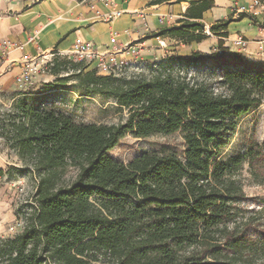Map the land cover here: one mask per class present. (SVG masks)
I'll return each mask as SVG.
<instances>
[{"label":"trees","instance_id":"obj_1","mask_svg":"<svg viewBox=\"0 0 264 264\" xmlns=\"http://www.w3.org/2000/svg\"><path fill=\"white\" fill-rule=\"evenodd\" d=\"M214 3L195 0L186 14L192 22L166 32L187 43L204 41L199 20ZM229 22L212 26L220 38L211 54L164 60L213 71L214 83L174 76L166 66L149 79L123 81L89 65L73 73L86 93L113 97L128 108L121 124L76 122L25 99L12 105L6 139L31 164L17 170L34 172L39 181L29 224L14 237H0V264H259L252 250L264 229L254 226L253 217L237 222L238 204L247 195L234 174L249 164L264 188V141L245 153H222L242 116L263 103L264 62L229 53L221 31ZM62 64L78 66L57 56L55 76ZM128 133H179L184 155L146 152L119 162L109 151ZM70 168L75 175L69 178Z\"/></svg>","mask_w":264,"mask_h":264},{"label":"crops","instance_id":"obj_2","mask_svg":"<svg viewBox=\"0 0 264 264\" xmlns=\"http://www.w3.org/2000/svg\"><path fill=\"white\" fill-rule=\"evenodd\" d=\"M150 1L0 0V46L6 41L15 44L7 59L0 61V91L16 90V76L21 72L20 61L25 54L36 57L56 50L65 53L76 42L92 44L99 55L104 54L107 60L114 59L117 63L135 58L190 57L197 51L211 54L216 50L220 37L211 33V28L230 20L227 29L221 30L227 33L223 40L229 53H243L255 59L252 54L260 45L264 47V28L256 23L264 20V11L255 9L252 0H215L211 10L199 20L204 32L208 31L209 34L205 32L208 38L190 43L166 31L181 28L185 21L192 22L186 14L195 0H166L161 4ZM92 4L103 13L121 10L125 14L111 22L101 21L90 8ZM239 36L250 40L244 50L235 45ZM1 198L2 195L0 210L4 204ZM2 225L1 222L0 232Z\"/></svg>","mask_w":264,"mask_h":264},{"label":"rangeland","instance_id":"obj_3","mask_svg":"<svg viewBox=\"0 0 264 264\" xmlns=\"http://www.w3.org/2000/svg\"><path fill=\"white\" fill-rule=\"evenodd\" d=\"M258 4L252 0L255 9L264 11V0H257ZM256 17V16H255ZM260 27L264 28V20H257ZM247 39V38H245ZM250 41L249 39H247ZM258 42V41H255ZM249 45V42H248ZM247 45V46H248ZM188 53L189 50L187 49ZM249 60L260 64L264 62V47L259 46L252 56L255 59ZM60 60L67 58L74 64H62L60 72L55 76L52 66L49 71L38 78L35 84L26 90L16 87V90L0 91V167L3 174L0 175V194L2 191L3 208L0 210V223L3 229L0 237L10 238L17 233L23 231L29 224L32 214L36 210V202L34 195L37 190L38 178L34 172H20L17 169H27L31 164L26 163L21 156L18 155L17 149L13 142L6 139L8 134L12 105L21 99H25L28 103L38 109H55L69 115L73 120L80 123H99V124H121L126 122L129 110L119 105L117 100L110 96H99L92 93H86L78 87V81L73 73H78L79 69L89 65V68L96 67L98 74L101 76H112L113 79L130 80L135 78H151L160 70L165 69L172 72L174 76L188 74L190 79H210L212 83L216 79L208 69H196L192 66L179 67L175 64L171 65L170 60H126L120 61L117 65L112 64L107 71H102L96 66V61L91 59L81 60L77 55L58 56ZM55 58H53L54 61ZM164 62V63H163ZM163 64V65H162ZM171 66V67H170ZM217 76V75H216ZM218 78V76H217ZM51 85V87H48ZM55 88V89H52ZM51 89V90H46ZM46 90V91H43ZM17 94L27 96H16ZM33 94V95H32ZM38 94V95H37ZM16 96V97H15ZM264 141V100L260 107L252 109L246 115L242 116L231 136L228 144L225 146L222 156L230 157L232 155L245 153L253 142L262 143ZM184 140L179 133L170 134L169 136L154 134L147 138H136L131 134H126L120 143L109 154L119 162L129 163L139 155L149 152H159L169 154L175 152L180 156L184 155ZM75 175L73 169H68L67 177ZM235 177L242 180L244 192L247 198L238 204V223H244L250 217L255 218L254 226L259 230L264 229V188L263 185L255 179L251 174L249 164L234 174ZM23 221V225L18 227L15 232H10L9 227L14 226L16 220ZM254 260L259 264H264V236L260 234L253 246ZM102 264V263H99Z\"/></svg>","mask_w":264,"mask_h":264},{"label":"built area","instance_id":"obj_4","mask_svg":"<svg viewBox=\"0 0 264 264\" xmlns=\"http://www.w3.org/2000/svg\"><path fill=\"white\" fill-rule=\"evenodd\" d=\"M107 2H111V0H107ZM256 4H258L257 0H254ZM90 8L92 11L96 13V16L99 20H103L106 22H111L118 17L125 14V12L118 10V11H111L109 13H103L96 9V5L92 4L90 5ZM208 33V31H205ZM117 35V34H116ZM235 45L239 47V49L244 50L248 45V40L244 37L239 36L236 38ZM15 47V44L11 41L3 42L0 46V61L6 60L10 50ZM262 47V46H261ZM18 48L21 50L24 49L23 45H18ZM75 54L77 55L81 60L85 59H91L92 61H96V66L100 68L102 71H107L112 64H118L114 59L107 60L105 58V55H99L96 50L94 49L93 45L90 43H81L76 42L72 49L68 52L62 53L60 51H53L50 53H44L40 56L32 57L28 54H25V56L21 59V72L19 75H17L16 83L19 89L26 90V88H29L35 84L38 78H41V76L45 73H47L51 66L54 65L53 58L63 55V56H69ZM2 74V71L0 69V75ZM1 195V194H0ZM23 225V221L20 219L16 220V223L14 226L9 227L10 232H15V230Z\"/></svg>","mask_w":264,"mask_h":264}]
</instances>
